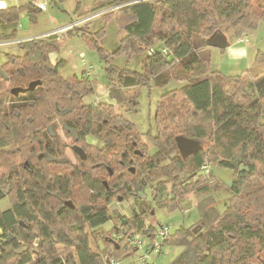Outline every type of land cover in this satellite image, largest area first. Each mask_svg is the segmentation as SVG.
Returning a JSON list of instances; mask_svg holds the SVG:
<instances>
[{
	"label": "trees",
	"instance_id": "obj_1",
	"mask_svg": "<svg viewBox=\"0 0 264 264\" xmlns=\"http://www.w3.org/2000/svg\"><path fill=\"white\" fill-rule=\"evenodd\" d=\"M94 5L95 12L106 10L103 21L115 19L125 31L119 44L112 51L101 45L104 28L87 31L76 25L67 32L81 36L105 62L115 104L85 103L95 92L94 81L85 73L62 75L67 62L50 58L61 49V38L23 41L24 54L7 55L0 65V202L9 203L8 209L0 208V264H105L106 258L129 256L133 236L153 239L158 230L154 206L142 195L153 188L160 197L154 199L157 207L180 210L176 196L161 199L167 185L176 195V190L187 192L198 173L213 181V173H201L210 165L207 160L237 170L236 183L227 186L231 197L224 212L209 196L198 205L201 231L182 226L162 247L184 249L173 264H264V199H253L246 185L259 172L264 175V73L254 75L246 88L242 75L250 68L226 76L212 70L202 53L216 38H226L223 26L230 25L233 38H241L264 22V0H95ZM23 13L35 21L42 11L33 1L0 9L2 39L17 38ZM123 55L142 56L141 71L111 63ZM255 60L264 65V53ZM36 81L41 84L34 91L12 95L13 89ZM174 83L181 85L158 102L157 134L146 136L156 149L150 154L144 136L121 110L138 107L140 88L166 89ZM248 88L255 93L251 100ZM179 98L191 108L185 110ZM179 136L200 142L202 149L184 160ZM74 146L85 151L86 160L73 152ZM77 187L90 193L84 203L77 202ZM219 188L205 184L198 190L210 194ZM130 197L139 204L133 228L116 241L118 222L126 221L109 206ZM110 221L113 228H103Z\"/></svg>",
	"mask_w": 264,
	"mask_h": 264
},
{
	"label": "rangeland",
	"instance_id": "obj_2",
	"mask_svg": "<svg viewBox=\"0 0 264 264\" xmlns=\"http://www.w3.org/2000/svg\"><path fill=\"white\" fill-rule=\"evenodd\" d=\"M23 1L26 2L29 0ZM39 1L47 3L48 11L38 14L35 21L29 15L23 13L20 18V24L22 25V28H19L17 37L19 35L22 36L39 33L40 31L36 30L38 29V26H41L43 29L50 28L54 30H59L60 38L64 40V43L62 44V47L59 52H55V55L66 54V56H68L69 63L67 62L65 66V72H68V69L71 70L70 68L73 67V64L78 66L79 70H81L85 66H87L88 68L89 66H93L95 72L93 81L96 83L99 89L97 94H101L100 87H108L107 74L105 71V62L101 60L97 51L93 50L86 44L85 40L81 36L75 35L74 33L69 34L67 32V28L69 29L73 27V25L77 22V25L82 26L87 31H96L100 28H104L105 34L103 39L101 40V45L108 51H112L117 46V44H119V42L125 36V31L121 29L119 23H117L115 19L110 20L109 22H105L102 20L101 14L106 10L95 12V0ZM85 12L87 13V15L83 17H90L87 22V19L80 17V14ZM222 29V33L226 37V41L229 40L230 46L233 48L234 33L232 31L231 26L225 25ZM37 36L40 35H35V37ZM241 38L245 40V42H243V45L249 47L250 58H254L259 52L264 53V22H260L255 29L246 31L244 34L241 35ZM228 49L229 48L219 49L216 47L207 46L202 48V53L210 58L212 70L221 72L223 75L226 76L240 75L244 72V70L250 68V73H244L242 75V81L245 87L247 88V85H249V83L253 80L254 75H260L264 73V65L258 64L256 60L252 64L251 59L249 58L248 61H232L228 57ZM82 54L86 56V64L82 63ZM53 59H55V56H53ZM110 61L112 64L117 65L121 68L141 71L142 56L130 57L123 55L119 57H112ZM78 75L80 74L78 73ZM176 85L180 86L181 84L174 83L166 89H159L156 87L148 89L142 87L138 91V97L136 100L139 104L138 107L135 110L128 111L126 113L124 112V110H121L125 114L126 118L133 122L136 125L137 130L144 136L143 141L147 144L146 150L150 151V154H154L156 149L151 143V140L148 139L146 136L150 132L154 134V136L157 134L155 114L158 102L164 92H167L169 89L176 87ZM241 87L242 86H240V88ZM247 93L249 100L255 97V93L250 88L247 89ZM95 96L96 95L94 94L87 96L84 99L85 103L92 102L95 99ZM107 100L110 101V98ZM178 100L185 110L191 108L190 104L182 101L183 99L179 98ZM59 133L62 134L60 130ZM207 145V142H203V149L206 150ZM67 155L70 159L74 161V153L70 149L67 151ZM173 156H175V154ZM207 161L211 165V173H213L214 176L213 181H204L203 178L199 177L198 173L197 177L187 185L189 190L187 192H183L182 190H176V195L173 194V187L171 185H167V192L161 197V199L164 200L165 197L167 198V194L169 193L170 196H176V199L180 204V210L168 211L163 205L157 207L156 202L154 201V199L157 200L158 198H160L157 193V190L153 188L148 189L146 194L147 198L143 199L146 200L148 204L154 206V224L157 226V228L160 225H169L171 226V234H174L180 227L183 226L186 228H191L192 230L198 229L199 233L201 231V224L199 223L201 216L198 205L201 202L206 201L209 196L213 197L211 198L214 199V203L218 206V208H220L222 212H224L225 207L231 197V193L228 188H232L238 179L237 170L215 166L214 163H212L211 161ZM228 183H231V186H229ZM205 184H208L212 188L214 185L218 184L220 188L218 189V191H213L212 189L210 191V194L201 193V191H199L198 189L203 187ZM246 185L249 188V192L254 193L252 197L253 199L255 195L258 198L264 199V175L262 173L259 172L257 176L250 179ZM75 190L78 200L77 202H79V204L84 203L90 196V193L83 189H80L79 187H77ZM138 205L139 204L137 203L135 197H130L125 201L115 200L110 204V211L114 215L116 214V216L123 217L126 221L124 223L125 225H123L122 222H118V228L120 231L118 230L113 234L112 237L114 240L120 241L119 237H123L126 233L131 232L130 228H133L131 220L133 219L134 214L138 210ZM0 208L2 210H6L9 208V203L7 199L0 202ZM253 210L255 211L256 208L253 207ZM262 212H264V210ZM113 225V221H110L103 228H105L106 230H111L113 228ZM89 235L91 239V247L95 252L98 253L99 248L97 247V244L93 241L90 232ZM109 235L107 234V236ZM157 241H159V239H157ZM100 247L102 248V244L100 245ZM183 250L184 249L182 247L165 245L163 246L162 253L159 255H151V259L148 262L150 264H173V262L183 252ZM140 254V252L134 253L133 251L130 253L129 256H125L120 259L123 261V264H140L138 261Z\"/></svg>",
	"mask_w": 264,
	"mask_h": 264
},
{
	"label": "crops",
	"instance_id": "obj_3",
	"mask_svg": "<svg viewBox=\"0 0 264 264\" xmlns=\"http://www.w3.org/2000/svg\"><path fill=\"white\" fill-rule=\"evenodd\" d=\"M29 2H32V0H29V1H26V2L23 1V0H0V9H5V8L11 7V6H17L18 7V6H22V5H24L26 3H29ZM83 18L87 19L86 22L90 19V17H83ZM77 24H78V22H77ZM20 27L22 28L21 24H19L18 32H19V28ZM36 30H38L40 32L36 33V34H32V35H22V36L19 35L16 39H13V40L2 39L1 38L2 34L0 32V65L4 64L6 62V60H7L6 56L7 55H23L24 54V51L22 49H20V47H19V43H21L23 41L30 40V39H33V38H38V37H45L47 34H53L52 36L57 35V39L60 38L59 30H54V29H50V28L43 29L41 26H38V29H36ZM6 32H7V30H6ZM35 35H40V36L35 37ZM233 39H234L233 47L235 46V47H245V48H247V53L248 54L242 61H248V58H249V59H251V63L253 64L255 59H256V56L254 58H250L249 47L243 45V42H245V41H241V38H233ZM225 40H226V38H225ZM226 42H227L228 45H227V47L225 49L232 48L230 46L229 40L226 41ZM247 42H248V40H247ZM53 56H55V59H53ZM50 58H51L53 63H57L60 60H65L66 62H68V56H66V54L55 55V53H52L50 55ZM84 64H86V63H84ZM72 66L73 67L70 68L71 70L68 69V72H65L66 68H64L62 70V75L64 77H68L70 75H74V74H78V73L79 74H84V73L86 74V72L88 70L87 66H85L81 70H79V67L76 66L75 64H73ZM94 74H95V72H93V75L90 78L91 80H94V76H95ZM94 88H95L94 95H96L95 99L92 102L87 103V104H93V103L95 104V103H99V102L115 104L113 101H111V99H110V101L107 100V99L110 98L109 97L108 87L105 88V87L101 86L100 87L101 88V90H100L101 94H99V95L97 94L99 89H98V86L96 85L95 82H94Z\"/></svg>",
	"mask_w": 264,
	"mask_h": 264
},
{
	"label": "built area",
	"instance_id": "obj_4",
	"mask_svg": "<svg viewBox=\"0 0 264 264\" xmlns=\"http://www.w3.org/2000/svg\"><path fill=\"white\" fill-rule=\"evenodd\" d=\"M34 6L42 12L48 11V5L46 2L33 0ZM74 24L73 26H76ZM58 32V31H57ZM53 34H47L46 36H52ZM241 41H245L241 38ZM82 62L87 63L86 56L84 54L81 55ZM94 68L93 66H89L86 76L90 79L93 75ZM201 173L203 175H209L211 173L210 165H204L201 169ZM171 235V226H159L156 232V236L153 239H143L140 235H135L131 239V244L133 247L134 253H141L138 261L140 264H149V260L151 259V255L159 254L162 251V243ZM159 239V241H157ZM105 264H123V261L116 258H106L104 260Z\"/></svg>",
	"mask_w": 264,
	"mask_h": 264
},
{
	"label": "water",
	"instance_id": "obj_5",
	"mask_svg": "<svg viewBox=\"0 0 264 264\" xmlns=\"http://www.w3.org/2000/svg\"><path fill=\"white\" fill-rule=\"evenodd\" d=\"M52 39H57V35L55 36H50ZM227 42L224 38H216L214 41L210 42V46L212 47H216L219 49H225L227 47ZM1 75L3 76V78L8 81L9 77L6 75V73L2 70L1 71ZM41 82L40 81H36L33 82L29 85L28 88H15L11 91L12 95L17 97L19 96L21 93H27V92H32L36 89V87L38 85H40ZM176 143H177V147H178V151L181 155V157L186 160L189 157L197 154L201 149H202V145L200 142L184 137V136H179L176 138ZM73 152L81 159V160H86L87 159V155L85 153V151L79 147V146H74L72 148ZM243 169V167H241V170ZM113 174V172L111 171V175ZM229 186H231V183H228ZM142 197L144 199L147 198L146 195H142ZM194 233L197 234L198 233V229L194 230Z\"/></svg>",
	"mask_w": 264,
	"mask_h": 264
},
{
	"label": "clouds",
	"instance_id": "obj_6",
	"mask_svg": "<svg viewBox=\"0 0 264 264\" xmlns=\"http://www.w3.org/2000/svg\"><path fill=\"white\" fill-rule=\"evenodd\" d=\"M247 48L233 47L228 49V57L230 60L239 62L247 56Z\"/></svg>",
	"mask_w": 264,
	"mask_h": 264
}]
</instances>
